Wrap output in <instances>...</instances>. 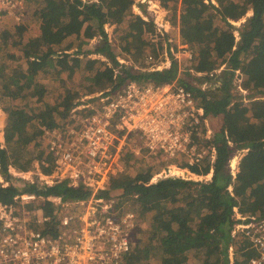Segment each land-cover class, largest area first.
Returning <instances> with one entry per match:
<instances>
[{
  "label": "trees",
  "instance_id": "trees-1",
  "mask_svg": "<svg viewBox=\"0 0 264 264\" xmlns=\"http://www.w3.org/2000/svg\"><path fill=\"white\" fill-rule=\"evenodd\" d=\"M136 1H25L32 3L38 34L30 40L20 38L16 51L0 60V104L9 115L5 143L9 149L19 146L9 155L0 141V175L7 182L0 186V202L12 204L22 193L60 196L66 202L88 200L91 191L71 188L67 182L47 187L15 180L10 167L31 171L30 145L34 143L38 152L45 132L65 120L81 98L116 91L127 80L155 86L176 83L194 92L209 121L222 118L223 126L205 142L217 153L212 181L168 177L150 183L153 168L144 164L135 177L125 171L113 177L97 197L118 198L121 205L130 200L146 216V238L137 241L125 264H231V248L235 264H244L250 244L243 236H232L236 210L264 218V0H214L218 6L212 0H159L170 14V35L179 28L181 43L189 46L193 57L183 63L173 60L156 71L145 70L146 59L151 55L158 62L164 39L153 21L133 13ZM250 11L247 21L236 27L234 22ZM106 25L117 27L111 40ZM97 36L102 43L88 51L86 46ZM4 39L7 46L10 37ZM223 65L216 78L220 85L201 91L197 85L210 82L208 74ZM190 71L207 75L194 78ZM236 80L243 90L254 92L253 99L242 101L243 96L234 94ZM242 150L245 154L233 178L227 166L232 154ZM131 160L138 159L128 154L126 166ZM210 169L204 159L192 171L206 174ZM41 207L52 218L47 227H52L53 204L44 202Z\"/></svg>",
  "mask_w": 264,
  "mask_h": 264
},
{
  "label": "built area",
  "instance_id": "built-area-1",
  "mask_svg": "<svg viewBox=\"0 0 264 264\" xmlns=\"http://www.w3.org/2000/svg\"><path fill=\"white\" fill-rule=\"evenodd\" d=\"M133 10L146 22L150 17L161 37L168 32V11L159 1L137 0ZM25 16L23 0H0V31L6 19L19 27ZM185 53L192 59V52ZM168 54L180 61L172 47L165 50L164 55ZM161 67L153 56L147 57L145 70ZM223 68L208 74L211 81ZM190 72L194 78L207 75ZM197 86L205 93L216 88L210 82ZM45 133L46 160L34 158L33 171L18 177L47 187L67 182L71 188L91 191L92 196L66 202L60 196L22 193L12 204L0 202V264H125L135 247L138 218L132 211H123L119 200L97 194L125 171L128 154L168 162L153 174L150 183L168 177L209 183L214 176L217 153L212 145L205 146L213 136L206 111L193 91L176 83L155 86L127 80L116 91L85 96L65 120ZM237 153L231 160H239ZM204 159L210 160L209 172L192 171ZM180 160L185 164L178 165ZM231 164L236 178L239 169ZM44 202L55 208L52 227H47L52 218L45 215ZM235 219L232 236H243L250 244L244 264H264V218L244 216L236 210ZM230 252L233 258V248ZM231 262L235 264L234 259Z\"/></svg>",
  "mask_w": 264,
  "mask_h": 264
},
{
  "label": "rangeland",
  "instance_id": "rangeland-1",
  "mask_svg": "<svg viewBox=\"0 0 264 264\" xmlns=\"http://www.w3.org/2000/svg\"><path fill=\"white\" fill-rule=\"evenodd\" d=\"M23 1L25 3V6H26V16H25V19L23 20V22H21V24H19L20 26L18 25L20 28L19 27H15L17 25V23L14 22L13 20L6 19L5 20V24L3 26V29L0 31V57H1L0 60L2 62H4V59H3L4 57L6 59V54L8 52L16 51L15 43H17V41L20 40V38H22L23 40L24 39H29L30 40V38H32V36H35V35L38 34V31L36 29V28H38V25H37V27L34 28V24H33V21H32V18H31V13H30L31 9H32V3L31 2L30 3L27 2V4H26V2H25L26 0H23ZM153 1H159V0H153ZM140 5H141V3H140ZM161 5L165 8V6L162 3H161ZM142 8H143V10L142 9L141 10L144 12V6H142ZM132 11L135 14L133 8H132ZM149 21H151L150 17H149ZM245 21H247V20L246 19L240 20L238 22H235L234 25L236 27H240V26H242L245 23ZM20 32H22V36H21ZM108 32H109L108 34H111V37H112L113 33H114V35L117 34V27L116 26L115 27L114 26H108ZM7 36L10 37V41H9V44L6 46L5 44H3L2 41H4L5 40L4 37H7ZM175 39H177V38H175ZM73 42H74L73 39H70L67 43L71 45V44H73ZM100 43H102V38L100 36H97L93 41H91L89 43L88 46H86V49L88 51H91V50L94 49V47L96 45H98ZM185 51L186 50H184V49H183L182 52H180L179 50L176 51V55L180 57V60H181L182 63L185 60L190 59L188 57V55L185 53ZM94 57L99 58L100 56L99 55H95ZM168 61H169V59L167 60V63H168ZM121 62L124 63L126 66L130 65V63H127V62H124V61H121ZM78 77L79 76L77 75V78ZM235 84H236V87L234 89V94H236L238 96H243L242 97L243 98L242 101L253 99V98H251V96L254 95V92L243 90L241 88V86H240V84H241L240 80H236ZM48 85H49V83H48ZM21 102L22 101L18 100L17 103L18 104H23ZM5 105H8V104L5 102ZM8 118H9L8 113L3 109V106L0 104V141L2 143V146L5 147L8 150L9 155H12V153L18 151L19 146L15 144V147L13 149H9L6 146L5 137L4 136H5V130H6V128L8 126V123H9ZM210 124H211L212 130H213V134H214L216 130H219L223 126L222 118L221 117L213 118L212 120H210ZM45 135H46V133L44 134V140H43V143H42L43 145H41L39 147V149H38V152L39 151H44V149H45V151H44L45 153L41 157L42 160H46V158H47V157H45L46 154H47L46 145H45ZM30 152L32 154H34V156L31 157V158H37L40 155V152L38 154L37 148L35 147L34 143H32L30 145ZM237 154H238L239 160H237V161L235 159L231 160V162H232L231 165L237 167V170H238L239 169V164H240V161H241L240 158L242 156H244L245 152L242 150V151H239ZM184 162H185L184 160H180V161H178V165H184L185 164ZM237 162H238V165H237ZM167 164H168V162H166V161H159L156 158H148L145 155L141 159L131 160V163H130L129 167L126 166V168H125V174H129L130 176H134L135 177L137 175L138 171L140 170V168H142L143 165H144V168L152 167L153 168V174L155 175L156 172L162 171V169L165 168L167 166ZM31 165H32L31 171H33V169L35 168L33 162L31 163ZM13 169L10 170V171H11V174L14 177V179L15 180H23L20 177H18V174L23 173V172H19V171L13 170ZM227 170H228L229 173L232 174V171L230 169V165L227 166ZM237 172H236V175H237ZM34 177H35L34 178L35 180H38L36 178V176H34ZM210 178H211V176L208 177V179H210ZM233 178H235L234 175H233ZM36 182H38V181H36ZM2 185L7 186V182L0 175V186H2ZM115 199L119 200L118 198H115ZM121 200L123 202H125L127 200V198H123ZM119 202H120V200H119ZM136 209L137 208L132 205L130 200H128L127 202H125L123 204V211H132V212H134L136 214V216L138 218L139 224L137 226V229H136V232H135L136 234H135V237H134L135 245H136L137 241L141 242L143 240V238H146V226H147L146 216L140 215V213ZM152 264H156V263H152Z\"/></svg>",
  "mask_w": 264,
  "mask_h": 264
},
{
  "label": "crops",
  "instance_id": "crops-1",
  "mask_svg": "<svg viewBox=\"0 0 264 264\" xmlns=\"http://www.w3.org/2000/svg\"><path fill=\"white\" fill-rule=\"evenodd\" d=\"M212 2H213V4H215L216 6H218V4H217L214 0H212ZM251 15H252V12L250 11V12L247 14V16L244 17L242 20H244V19L247 20ZM168 20H169V22H170L169 30H168V32H166V33L164 34V37H162V38L164 39V48H163L162 53L160 54V58L158 59V64H161V63H162V67H161L162 70L170 66V65H168L169 63H167L168 58L171 59V62H172V60L174 59V57L171 56V55H169V54H168V57L165 56V55H164L165 50H169L170 47H173L175 51L179 50L180 52H182L183 49H184V50H186L187 52H191V51L188 49V47H189L188 45H185V44H182V43H181L179 28H178V30H177V34H176L175 36L172 37V36L170 35L171 31L173 30V27H172V25H171V21H170V15H169V13H168ZM245 22H246V21H245ZM234 23H235V22H234ZM175 38H177V39H175ZM170 41H171V42H170ZM185 47H186V48H185ZM179 62H181V60H180ZM170 64H171V63H170ZM221 67H224V65L221 66ZM161 69H160V70H161ZM223 69H224V68H223ZM220 74H221V73H220ZM210 83H212V84L215 83V84H216V87H218V86L220 85V82L217 83V82H216V79L210 81ZM78 101H79V100H78ZM12 169H13V167H12ZM13 170H15V169H13ZM2 186H4V185H2ZM230 259H231V261H232V259H234V261H235V255H234L233 258H232L231 254H230ZM231 264H232V262H231Z\"/></svg>",
  "mask_w": 264,
  "mask_h": 264
},
{
  "label": "clouds",
  "instance_id": "clouds-1",
  "mask_svg": "<svg viewBox=\"0 0 264 264\" xmlns=\"http://www.w3.org/2000/svg\"><path fill=\"white\" fill-rule=\"evenodd\" d=\"M143 20V19H142ZM146 22V21H145ZM109 25H106L105 26V31H106V33L108 34V32H107V30H106V27H108ZM155 28V27H154ZM111 35V34H110ZM108 37H109V34H108ZM109 39L111 40L112 39V37H109Z\"/></svg>",
  "mask_w": 264,
  "mask_h": 264
}]
</instances>
